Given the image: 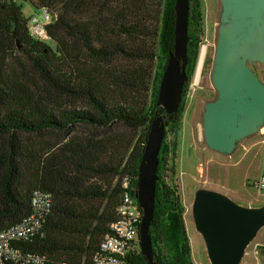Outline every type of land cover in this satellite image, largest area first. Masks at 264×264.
<instances>
[{
  "label": "trees",
  "instance_id": "16d2710c",
  "mask_svg": "<svg viewBox=\"0 0 264 264\" xmlns=\"http://www.w3.org/2000/svg\"><path fill=\"white\" fill-rule=\"evenodd\" d=\"M18 1L0 2V232L32 214L36 192L49 194L40 233L19 247L44 264H94L118 220L120 180L138 177L174 47L175 0H21L56 18L47 42L31 36ZM189 35L190 77L204 35L198 6ZM189 84L170 123L176 137ZM44 133L67 135L53 143L22 139ZM176 137L160 153L151 228L157 264H194L178 187L164 176L176 174ZM127 264L145 263L139 254Z\"/></svg>",
  "mask_w": 264,
  "mask_h": 264
},
{
  "label": "water",
  "instance_id": "95a60500",
  "mask_svg": "<svg viewBox=\"0 0 264 264\" xmlns=\"http://www.w3.org/2000/svg\"><path fill=\"white\" fill-rule=\"evenodd\" d=\"M194 8V0H175L174 47L169 52L157 101L163 113L152 120L138 170L137 198L143 212L139 242L145 264H157L151 228L160 153L167 125L180 112L189 80V28ZM210 80L216 95L203 107L204 143L208 150L232 158L246 140L264 129V0H219ZM192 215L210 264H241L248 247L264 229V205L243 206L211 189L195 192ZM258 255L264 262V247Z\"/></svg>",
  "mask_w": 264,
  "mask_h": 264
},
{
  "label": "rangeland",
  "instance_id": "374dc122",
  "mask_svg": "<svg viewBox=\"0 0 264 264\" xmlns=\"http://www.w3.org/2000/svg\"><path fill=\"white\" fill-rule=\"evenodd\" d=\"M198 1L199 4L195 3V6L200 7L204 22L202 47L195 71L189 77L190 84L186 89L183 106L184 119L182 129L178 132L177 137L171 131L170 123L167 125L165 142L172 143L176 137L179 149L176 174L173 176L170 172H166L164 176L168 183L178 187L185 211L184 221L190 239L193 263L210 264L204 240L197 232L193 220L192 205L195 192L200 188L211 189L226 194L243 206L259 207L264 205V192L253 187L256 180L264 175V129L259 135L246 140L232 158L220 156L206 148L202 126L203 107L216 95L211 84V72L207 59L214 52L216 43L219 0ZM18 4L22 6L26 19L34 14L30 3L19 0ZM202 52H204V60L199 71L200 79H197ZM156 113V115H161L163 110L158 108ZM80 130L81 128L77 127L68 133L75 134ZM118 131L119 128L115 127L108 131H99V133L106 135ZM65 135L67 133L61 135L44 133L23 135L22 139L30 144L46 141L53 143ZM263 247L264 229L248 247L241 264H264L258 255V250Z\"/></svg>",
  "mask_w": 264,
  "mask_h": 264
},
{
  "label": "built area",
  "instance_id": "2783aa9c",
  "mask_svg": "<svg viewBox=\"0 0 264 264\" xmlns=\"http://www.w3.org/2000/svg\"><path fill=\"white\" fill-rule=\"evenodd\" d=\"M52 13L42 8L34 11L29 19V31L32 37L49 41L47 27L53 22ZM122 188L121 205L118 208V220L111 225V233L106 235L100 250L95 254L94 264H127L129 257L140 254L139 229L143 212L138 204L137 179L133 181L125 176L120 180ZM253 187L264 192V175H261ZM32 214L20 224L0 232V264H44L38 255L25 253L19 247L40 233L45 218L52 210V197L36 192L32 199Z\"/></svg>",
  "mask_w": 264,
  "mask_h": 264
},
{
  "label": "bare ground",
  "instance_id": "6f19581e",
  "mask_svg": "<svg viewBox=\"0 0 264 264\" xmlns=\"http://www.w3.org/2000/svg\"><path fill=\"white\" fill-rule=\"evenodd\" d=\"M203 60H204V52H202V54H201V56H200V63H199V69H198L197 79H200L199 71H200V68H201V66H202ZM198 76H199V77H198ZM198 81H199V80H198Z\"/></svg>",
  "mask_w": 264,
  "mask_h": 264
}]
</instances>
